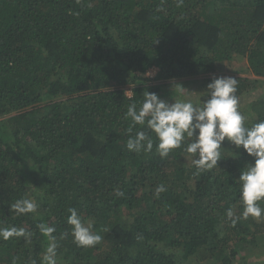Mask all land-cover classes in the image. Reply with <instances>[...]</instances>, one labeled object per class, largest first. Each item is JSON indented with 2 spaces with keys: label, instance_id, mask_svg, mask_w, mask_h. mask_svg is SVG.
Segmentation results:
<instances>
[{
  "label": "trees",
  "instance_id": "16d2710c",
  "mask_svg": "<svg viewBox=\"0 0 264 264\" xmlns=\"http://www.w3.org/2000/svg\"><path fill=\"white\" fill-rule=\"evenodd\" d=\"M236 55L257 77L237 78L250 126L264 120V92L247 101L264 84V0H0V226L32 233L0 239V264H42V223L67 234L58 264H259L264 218L226 216L243 213L234 178L253 158L225 141L218 166L200 171L182 149L161 158L155 134L129 133L124 118L144 91L210 82ZM141 130L150 153L126 147ZM24 197L37 212H10ZM73 207L101 235L95 247L73 242Z\"/></svg>",
  "mask_w": 264,
  "mask_h": 264
},
{
  "label": "clouds",
  "instance_id": "9594fccd",
  "mask_svg": "<svg viewBox=\"0 0 264 264\" xmlns=\"http://www.w3.org/2000/svg\"><path fill=\"white\" fill-rule=\"evenodd\" d=\"M183 2L184 0H176V6L181 7ZM237 85L238 80L232 76L213 74L203 95L195 100L189 96L171 103L155 92L144 91L139 106L136 102L130 103L124 115L125 119L131 121L129 133L136 126L141 128L146 126L155 134L158 141L155 147L161 158L167 157L174 149H182L186 158L191 157L192 165L198 170H211L223 159L221 149H225L223 147L225 141L235 146L237 155L242 149L244 154L253 158V161L246 165V170L240 171L239 177L234 178L240 186V200L244 210L241 217H235L231 208L227 210L226 216L232 221L233 226L240 218L252 217L257 220L264 218V207L259 203L264 201V120L250 126L246 123L245 116L239 110ZM178 92L183 96L184 87L178 88ZM125 93L129 99L132 98V91ZM126 147L131 152L150 153L154 147V140L147 132L141 130L137 131L134 137L129 136ZM165 190V187L160 185L157 193ZM116 194L123 195L119 190ZM38 207L32 198L24 197L10 204L9 211L23 215L36 213ZM68 212L70 215L67 217V223L72 226L73 242L82 248L98 245L102 237L92 231V224L85 223L76 208H69ZM38 227L49 241L42 257V264H58V241L67 234L61 233L58 238L53 235L56 232L55 227L43 223ZM31 236L32 233L22 227L0 226V239L4 241L13 237H23L27 242Z\"/></svg>",
  "mask_w": 264,
  "mask_h": 264
},
{
  "label": "rangeland",
  "instance_id": "374dc122",
  "mask_svg": "<svg viewBox=\"0 0 264 264\" xmlns=\"http://www.w3.org/2000/svg\"><path fill=\"white\" fill-rule=\"evenodd\" d=\"M157 72V69L153 68L149 71V73H151V77H154L155 74ZM216 76H232L234 78H257L253 75V73L249 70L248 68V63L246 58H243L240 55H236L233 57V60L231 62H226L224 64H221L219 66H217L215 72L213 73ZM212 74V75H213ZM212 75L209 77L211 78ZM209 81V79H208ZM181 82L184 83L181 84ZM209 82H207V78H205L204 76H200L198 75L197 77H192V78H186V79H179V80H172L169 82L168 84V88H170L171 90V94L170 96H163L162 99L168 101V102H174V100L176 99H183V98H188L190 96V98H192L193 100H195L197 97L203 95V91L206 88V85ZM176 84H180V85H176ZM184 87V97L181 98L178 92V88ZM130 91V90H127ZM174 91V92H173ZM175 91H177L178 93L175 94ZM191 91V92H189ZM264 92V84L261 87V89H259L258 91H254L251 93V95L247 98V101L249 100V102L255 100V98L258 96V94ZM170 97V98H169ZM248 119V118H246ZM253 252L255 254H257L258 250H253ZM259 264H264V255L262 257L259 258ZM257 262V260H255L253 262L252 259H250L248 264H252Z\"/></svg>",
  "mask_w": 264,
  "mask_h": 264
}]
</instances>
